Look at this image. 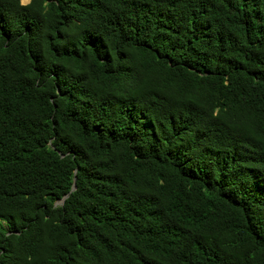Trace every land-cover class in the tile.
I'll use <instances>...</instances> for the list:
<instances>
[{
  "label": "trees",
  "instance_id": "trees-1",
  "mask_svg": "<svg viewBox=\"0 0 264 264\" xmlns=\"http://www.w3.org/2000/svg\"><path fill=\"white\" fill-rule=\"evenodd\" d=\"M22 1L0 264H264V0Z\"/></svg>",
  "mask_w": 264,
  "mask_h": 264
},
{
  "label": "water",
  "instance_id": "water-1",
  "mask_svg": "<svg viewBox=\"0 0 264 264\" xmlns=\"http://www.w3.org/2000/svg\"><path fill=\"white\" fill-rule=\"evenodd\" d=\"M60 155L63 156L62 153H60ZM75 172H76V169H74V173ZM75 178H76V176L74 175V181L72 183V186H71L70 190L67 193H65L59 200H57L55 202V204H58V203L59 204H63L65 199L69 196V194L76 188Z\"/></svg>",
  "mask_w": 264,
  "mask_h": 264
},
{
  "label": "rangeland",
  "instance_id": "rangeland-1",
  "mask_svg": "<svg viewBox=\"0 0 264 264\" xmlns=\"http://www.w3.org/2000/svg\"><path fill=\"white\" fill-rule=\"evenodd\" d=\"M21 3L25 4V3H27V2H24V1L21 0Z\"/></svg>",
  "mask_w": 264,
  "mask_h": 264
}]
</instances>
